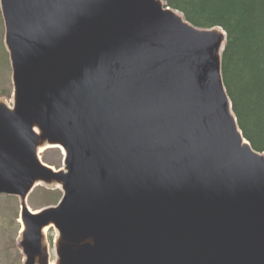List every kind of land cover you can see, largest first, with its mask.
<instances>
[{"label":"water","instance_id":"95a60500","mask_svg":"<svg viewBox=\"0 0 264 264\" xmlns=\"http://www.w3.org/2000/svg\"><path fill=\"white\" fill-rule=\"evenodd\" d=\"M0 4L14 84V107L0 103V194L64 193L24 209L25 264L46 255L51 224L58 264H264V154L226 92L222 28L162 0ZM47 145L65 172L39 160Z\"/></svg>","mask_w":264,"mask_h":264},{"label":"trees","instance_id":"16d2710c","mask_svg":"<svg viewBox=\"0 0 264 264\" xmlns=\"http://www.w3.org/2000/svg\"><path fill=\"white\" fill-rule=\"evenodd\" d=\"M162 1L197 28L225 31L224 86L244 138L264 154V0ZM12 91L8 79L0 97L10 99Z\"/></svg>","mask_w":264,"mask_h":264},{"label":"rangeland","instance_id":"374dc122","mask_svg":"<svg viewBox=\"0 0 264 264\" xmlns=\"http://www.w3.org/2000/svg\"><path fill=\"white\" fill-rule=\"evenodd\" d=\"M5 38V22L2 9L0 6V92L7 89L8 79L11 78L12 70L8 64L9 57L4 46ZM0 103H4L8 107H13V99L0 97ZM62 153L58 149H47L40 153L41 160L48 166L54 169L63 168ZM55 190V191H54ZM47 191L54 193L45 194ZM56 185L41 184L32 192L29 200L23 202V206H28L32 211L42 209L48 206H55L61 199L63 192ZM21 200L17 197L8 195H0V264H24L23 253L19 246L20 229L22 225L19 223L21 217ZM57 230L50 229L44 237V249L46 255L40 256L36 264L50 263L52 260H57L53 242L50 241V236H53V241ZM49 239V240H48ZM47 246H51V257L48 254Z\"/></svg>","mask_w":264,"mask_h":264},{"label":"bare ground","instance_id":"6f19581e","mask_svg":"<svg viewBox=\"0 0 264 264\" xmlns=\"http://www.w3.org/2000/svg\"><path fill=\"white\" fill-rule=\"evenodd\" d=\"M179 16V15H178ZM181 17V16H180ZM182 18V17H181ZM221 31V30H220ZM222 32V31H221ZM222 49H223V46H222V48H221V50H220V53H221V51H222ZM35 132L38 134V135H40V130L38 129V128H35ZM244 142H247L246 140H244ZM47 147L48 148H52V147H59V148H61L59 145H47ZM42 150H44V147H40L39 148V151L38 152H42ZM61 150V152L62 153H64V150L61 148L60 149ZM61 171L62 172H65L66 171V169L65 168H62L61 169ZM56 185V187H58V188H62V184L61 183H56L55 184ZM52 225V224H51ZM47 226V227H45L44 229H43V233L44 234H46L48 231H49V229L52 227V226ZM23 229H24V225H23ZM59 233L57 232V234H55V239H54V242H53V247H55V251H56V245H57V242H58V240H59ZM47 249H48V254H49V256L51 257V254H50V251H51V246H47ZM49 264H58V261L57 260H52V261H50V263Z\"/></svg>","mask_w":264,"mask_h":264}]
</instances>
